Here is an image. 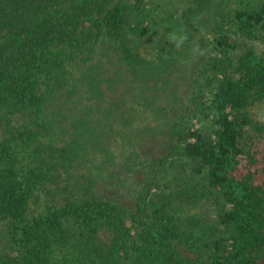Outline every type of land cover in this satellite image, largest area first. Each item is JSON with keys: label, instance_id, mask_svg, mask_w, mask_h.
<instances>
[{"label": "trees", "instance_id": "1", "mask_svg": "<svg viewBox=\"0 0 264 264\" xmlns=\"http://www.w3.org/2000/svg\"><path fill=\"white\" fill-rule=\"evenodd\" d=\"M145 2L0 0V264H264V2L223 7L193 76ZM173 152L217 207L192 243L152 193Z\"/></svg>", "mask_w": 264, "mask_h": 264}, {"label": "rangeland", "instance_id": "2", "mask_svg": "<svg viewBox=\"0 0 264 264\" xmlns=\"http://www.w3.org/2000/svg\"><path fill=\"white\" fill-rule=\"evenodd\" d=\"M145 1V5H148L147 8L150 11L149 14H152V17L154 16V24L156 20H163L162 25H157V32L160 35L157 38L158 43L156 48L160 49V54H163L160 57H166L165 62H170V59L182 54V56H178L181 58L179 65L176 68L171 67L169 71L171 75L173 74L175 76L195 75L207 57L210 56L205 50L206 41L209 42L206 40V36H209L212 29L222 20L221 15L225 5H238L240 9L252 11L264 2V0ZM171 52L174 53L172 54L173 58H170ZM184 93L185 90L181 87L178 97L184 96ZM253 115L258 122L264 124V105L255 109ZM258 152V157L264 160V141L260 143ZM171 155L166 164V168L172 171L171 175L167 177V179H170L171 184L160 183L159 185H155L152 193L158 204L162 205L164 209L172 211L173 215H176L180 220L182 230L185 234H188L182 241L192 243L196 238H190V235L198 237L200 231L195 226L197 215L200 218L212 222L216 218L217 207L212 202L203 201L198 203L193 199L194 195L189 197L185 193L184 187H181L176 181L178 177L177 170L185 162L180 153L173 152ZM157 177L159 179L161 176L158 175ZM186 244L188 246L190 245L187 242ZM185 255L188 257L194 256L190 252H185Z\"/></svg>", "mask_w": 264, "mask_h": 264}]
</instances>
